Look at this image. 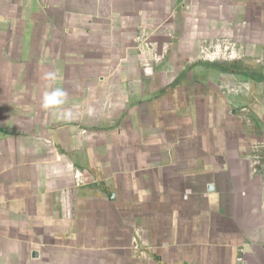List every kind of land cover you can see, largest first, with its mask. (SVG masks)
<instances>
[{"label":"crops","instance_id":"crops-1","mask_svg":"<svg viewBox=\"0 0 264 264\" xmlns=\"http://www.w3.org/2000/svg\"><path fill=\"white\" fill-rule=\"evenodd\" d=\"M0 264H264V0H0Z\"/></svg>","mask_w":264,"mask_h":264},{"label":"clouds","instance_id":"clouds-1","mask_svg":"<svg viewBox=\"0 0 264 264\" xmlns=\"http://www.w3.org/2000/svg\"><path fill=\"white\" fill-rule=\"evenodd\" d=\"M43 79L46 81H55L57 79L54 71H47L43 75ZM66 92L61 88H53L46 92L42 99V106L46 109L55 108L64 103ZM66 116L70 117L71 113H66Z\"/></svg>","mask_w":264,"mask_h":264},{"label":"built area","instance_id":"built-area-1","mask_svg":"<svg viewBox=\"0 0 264 264\" xmlns=\"http://www.w3.org/2000/svg\"><path fill=\"white\" fill-rule=\"evenodd\" d=\"M135 248H136L137 250H140V243H139V242H137V243L135 244Z\"/></svg>","mask_w":264,"mask_h":264}]
</instances>
